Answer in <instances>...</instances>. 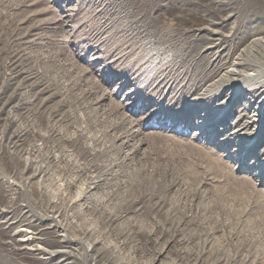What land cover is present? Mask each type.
Returning a JSON list of instances; mask_svg holds the SVG:
<instances>
[{"label": "rangeland", "instance_id": "obj_1", "mask_svg": "<svg viewBox=\"0 0 264 264\" xmlns=\"http://www.w3.org/2000/svg\"><path fill=\"white\" fill-rule=\"evenodd\" d=\"M258 6L0 0V264H264Z\"/></svg>", "mask_w": 264, "mask_h": 264}, {"label": "bare ground", "instance_id": "obj_2", "mask_svg": "<svg viewBox=\"0 0 264 264\" xmlns=\"http://www.w3.org/2000/svg\"><path fill=\"white\" fill-rule=\"evenodd\" d=\"M259 1V6H258V17L261 18L259 24H258V27L256 28L255 32L258 33V36L260 38H255V39H252L251 43L249 44V46L246 48V49H243V53H239L241 55H239V57L236 59V62H235V65L236 66H241V65H244L245 64V59L241 58L242 56H244V54H246L248 57L250 55H253V57L256 58V56L254 55H258V64L256 65L257 66V69H258V66L260 65V62L263 61V65L260 67L261 71H258L256 72L255 74H245L244 76V80H246V82H243V83H248L249 85H255V87L252 89V90H249V87H248V90H246L245 92H248L249 94H251V92H256V90L258 89V81L259 80H262V78H264V0H258ZM256 12V10H255ZM252 13V12H251ZM255 14V13H254ZM257 16V14L255 15ZM259 21V20H258ZM246 40V39H244ZM246 52V53H244ZM233 63V62H232ZM238 71H241V70H238ZM243 71H241L240 73H242ZM228 73V72H227ZM238 73V72H237ZM239 73V75H240ZM236 74V73H235ZM234 74V75H235ZM243 74V73H242ZM232 75V74H231ZM233 75V76H234ZM235 77V76H234ZM237 78V77H236ZM243 80V81H244ZM247 84V86H248ZM257 87V88H256ZM247 88V87H246ZM245 88V89H246ZM262 88V87H261ZM251 89V88H250ZM261 90V89H260ZM264 90V89H263ZM243 93V92H242ZM240 92H238L236 95H240L242 94ZM259 93V92H258ZM256 99V98H255ZM231 98L228 99V101H230ZM228 101H226L225 105L228 104ZM262 101V100H261ZM264 104V103H263ZM224 109H225V106H224ZM211 123V122H210ZM210 123H207V124H199L198 125V128H203L205 126H208V124ZM249 125V124H248ZM247 125V126H248ZM250 126V125H249ZM248 128V127H247ZM244 131V130H243ZM258 131V123L255 125L254 129H253V135L255 133H257ZM240 135V134H239ZM242 151H246V152H249V149L246 148V147H243ZM259 164H263L262 162H260ZM254 166V165H253ZM257 166V165H256ZM251 169V168H250ZM101 253V252H100ZM48 256V255H47ZM80 256V255H79ZM50 263V262H49Z\"/></svg>", "mask_w": 264, "mask_h": 264}]
</instances>
